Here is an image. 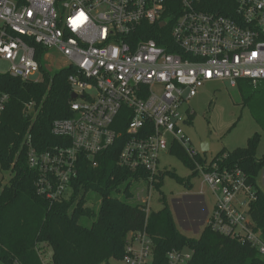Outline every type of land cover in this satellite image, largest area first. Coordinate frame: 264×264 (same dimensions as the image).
Instances as JSON below:
<instances>
[{"label": "built area", "instance_id": "1", "mask_svg": "<svg viewBox=\"0 0 264 264\" xmlns=\"http://www.w3.org/2000/svg\"><path fill=\"white\" fill-rule=\"evenodd\" d=\"M201 4L202 0H0V62L8 65L0 75L39 83L41 67L51 70L43 62H49L52 52L63 61L62 68L75 71L68 77L71 94L76 95L69 102L71 116L51 126L61 144L39 152L31 135L25 138L27 164L37 174L39 196L51 203L68 199L79 157L86 156L96 168V157L120 139L117 165L146 174L131 182L145 181L154 188L164 173L159 168L162 152L178 145L190 157L197 156L183 131L192 114L186 109L184 116V104L211 82L226 80L231 87L241 80L253 87L264 82V0L225 2L229 15L202 10ZM154 25L166 45L143 37ZM168 28L167 41L161 30ZM8 100L7 94H0V118ZM31 107L27 105L28 111ZM121 116L129 119L125 134L117 128ZM225 158L205 159L204 166L195 162L194 171L213 197L209 211L198 195L204 215L197 219V237L210 227L249 243L264 257V239L253 231L248 215L255 191L239 167L222 166ZM5 185L0 182V191ZM192 254L190 249L172 250L164 264H188ZM122 262L155 264L146 233L128 234Z\"/></svg>", "mask_w": 264, "mask_h": 264}, {"label": "trees", "instance_id": "2", "mask_svg": "<svg viewBox=\"0 0 264 264\" xmlns=\"http://www.w3.org/2000/svg\"><path fill=\"white\" fill-rule=\"evenodd\" d=\"M228 1L202 0L200 9L229 15L223 9V3ZM158 31L160 28L154 25L143 37L166 45L158 38ZM161 31L168 41L170 28ZM41 53L39 49L38 58ZM41 72L43 81L39 83L0 75V94L9 96L0 118V170L11 174L9 182L0 191L1 264H43L38 253L40 245L51 249L52 264H110L111 260L122 261L128 234L137 232L146 233L152 240L155 264H164L168 252L182 249H190L193 253L188 264H264V257L249 243L221 235L210 227H204L198 237L186 236L163 197V208L157 212H147L145 204L129 203L131 181L139 176L146 177V174L132 173L117 165L123 139L96 157V168L86 156L79 157L77 176L70 183L68 199L51 203L39 196L35 187L37 174L27 164L25 138L30 134L33 146L39 152L61 144V139L51 134V126L55 120L71 116L68 77L75 71L72 67L58 71L41 67ZM243 84L250 91L242 93L243 102L250 106L253 118L264 131V82L253 87L247 81H238L239 88ZM29 104H32L31 111L27 109ZM124 111L122 109V114ZM192 116L193 113L189 119ZM128 120L125 116L117 119V128L123 134ZM258 141L259 136L255 134L244 148L222 151L213 160L225 155L222 166H237L245 173L255 191L248 215L253 231L264 239V194L257 185L264 168V157L256 158ZM170 152L193 171L192 176L199 175L194 171L195 162L203 165L205 159L198 155L190 157L178 145H173ZM165 174L180 184L190 185L189 179L185 181L174 173L164 172L155 184L157 189ZM125 183L120 198L118 194ZM89 192L99 198L97 210L86 205ZM172 206L175 211V205ZM82 219L92 221L85 225Z\"/></svg>", "mask_w": 264, "mask_h": 264}, {"label": "rangeland", "instance_id": "3", "mask_svg": "<svg viewBox=\"0 0 264 264\" xmlns=\"http://www.w3.org/2000/svg\"><path fill=\"white\" fill-rule=\"evenodd\" d=\"M49 62H43L46 67L51 65L50 71H58L64 63L58 58V55L52 52ZM8 68L5 62H0V73ZM37 76L33 77V79ZM248 87L243 84L242 88L231 87L228 81H215L206 84L200 90L197 96L192 98L188 104L181 107V111L186 117L185 111L189 109L193 116L183 123V131L190 141V147L196 154L203 159L210 160L220 152H232L238 148H244L248 139L253 135L259 136L256 147V158L264 157V131L256 123L251 114L249 105L243 102L242 93H249ZM208 140L209 151L202 153L201 144ZM159 168L163 172L174 173L177 177L188 181L191 185L180 184L175 178L165 174L159 189L156 186L149 188L145 181L131 182V197L127 200L131 204L147 203L148 211L157 212L163 208L161 198L166 201L174 218L175 211L172 205H175L177 217L175 218L179 227L186 236L197 237V196L202 195L210 211L212 208L213 197L207 185L203 184L200 175L192 176V170L187 167L171 152L165 151L160 154ZM11 178L10 172L0 170V182L7 184ZM127 183L121 187L118 197H123V190ZM257 185L264 194V168L257 179ZM194 195V196H193ZM187 196V197H186ZM88 201L86 205L89 208L98 209L99 198L94 193L87 194ZM198 200V204H199ZM201 206V205H199ZM194 220V222H193ZM92 220L82 219V223L89 225ZM192 230V231H190ZM194 232V233H193ZM40 259L43 264H52V251L46 245H40L38 249ZM110 264H125L122 261L111 260Z\"/></svg>", "mask_w": 264, "mask_h": 264}, {"label": "water", "instance_id": "4", "mask_svg": "<svg viewBox=\"0 0 264 264\" xmlns=\"http://www.w3.org/2000/svg\"><path fill=\"white\" fill-rule=\"evenodd\" d=\"M161 26H163V23L160 24ZM76 98V95L74 93L71 94V99H75ZM200 150L201 152L204 154L206 152L209 151V141L206 140L204 141L201 146H200Z\"/></svg>", "mask_w": 264, "mask_h": 264}, {"label": "crops", "instance_id": "5", "mask_svg": "<svg viewBox=\"0 0 264 264\" xmlns=\"http://www.w3.org/2000/svg\"><path fill=\"white\" fill-rule=\"evenodd\" d=\"M198 200H199V198H198ZM197 206H198L197 207V212H196L197 215H193V216L194 217L197 216V217H200L201 218L204 215V210H203V207L199 206L198 201H197ZM212 206H213V203H212ZM176 214H177V211L175 210V218L177 217Z\"/></svg>", "mask_w": 264, "mask_h": 264}]
</instances>
